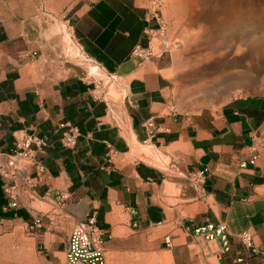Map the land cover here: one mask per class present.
Here are the masks:
<instances>
[{
    "label": "crops",
    "instance_id": "obj_1",
    "mask_svg": "<svg viewBox=\"0 0 264 264\" xmlns=\"http://www.w3.org/2000/svg\"><path fill=\"white\" fill-rule=\"evenodd\" d=\"M151 10V0H0V166L26 134L50 142L37 194L17 179L12 206L0 175V264H64L71 231L91 213L107 264L131 254L140 264L141 250L151 262L264 264V93L211 115L176 110L164 63L133 56L160 27ZM73 48L94 64L90 75H111L117 99L96 96L101 81L75 71ZM150 118L160 129L145 142ZM61 123L79 127L77 149L61 146ZM254 142L259 158L242 167ZM200 171L201 190L190 177ZM208 223L227 225L228 251L193 235Z\"/></svg>",
    "mask_w": 264,
    "mask_h": 264
},
{
    "label": "rangeland",
    "instance_id": "obj_2",
    "mask_svg": "<svg viewBox=\"0 0 264 264\" xmlns=\"http://www.w3.org/2000/svg\"><path fill=\"white\" fill-rule=\"evenodd\" d=\"M227 1L233 0H161L165 36L171 49L159 59L171 79L173 105L178 111L211 115L235 97L264 93V0H248L254 13L242 25L218 6ZM231 22L247 29L234 36L228 26ZM62 31L67 44L70 32L65 27ZM68 53L75 71L100 80L97 83L102 84L104 95L109 90L118 98L111 75L104 71L90 75L94 64L85 61L77 48ZM146 148L149 147L141 149L147 151ZM168 258L164 255L159 258L161 262H151L141 250L140 264H169ZM132 260H136L133 254L124 258L123 264Z\"/></svg>",
    "mask_w": 264,
    "mask_h": 264
},
{
    "label": "built area",
    "instance_id": "obj_3",
    "mask_svg": "<svg viewBox=\"0 0 264 264\" xmlns=\"http://www.w3.org/2000/svg\"><path fill=\"white\" fill-rule=\"evenodd\" d=\"M160 6L161 0L151 1V13L160 21L159 29L151 34L146 47L137 46L133 51V56L142 62L149 61L153 57H161L171 49V43L165 36V22L161 15ZM95 91L96 96H105L100 83L95 82ZM143 126L147 134L145 142L151 140L160 129L155 118L147 119ZM59 128L62 130L61 146L67 150L77 149L82 137L79 127L71 123H61ZM49 146L50 142L46 135L26 134L16 141L14 151L8 156L5 165L0 166V175L5 181L4 191L12 200V206H16L20 199L17 179L23 180L24 184L34 194H37V189L47 176L44 159ZM259 148V143L254 142L251 145V156L242 162V167L257 162ZM190 177L194 187L201 190L205 171L192 173ZM57 197L62 204L68 199L67 195L62 192L57 193ZM39 224L40 222L36 225ZM193 235L206 241L220 240L222 253L229 250L230 233L224 223H208L197 227L193 231ZM239 238L246 247L254 249L253 236L249 231L245 230L240 233ZM168 244L170 245L169 240ZM64 264H107L104 234L98 227L95 213H91L86 220L79 221L74 226L69 236Z\"/></svg>",
    "mask_w": 264,
    "mask_h": 264
},
{
    "label": "bare ground",
    "instance_id": "obj_4",
    "mask_svg": "<svg viewBox=\"0 0 264 264\" xmlns=\"http://www.w3.org/2000/svg\"><path fill=\"white\" fill-rule=\"evenodd\" d=\"M251 3L247 0H233L232 2H223L219 3L218 6L222 7L224 10V13L227 16H230L232 19L235 18L236 23L240 22L244 24V20L248 19V16L252 15L254 13V7L251 8ZM260 5V4H259ZM258 6V5H257ZM260 7V6H259ZM261 8V7H260ZM259 12V11H258ZM264 12V11H263ZM230 20V19H229ZM215 21V20H214ZM238 21V22H237ZM230 28V33L234 36H238L243 31L247 29V26L241 27L239 25H235L234 22H231L228 24ZM251 29H254V27H250ZM215 93V92H214ZM212 94V92H211ZM135 146V145H134ZM141 148V147H140ZM147 149V148H146ZM151 149V148H150ZM149 150V149H147ZM144 151V150H143ZM151 151V150H150ZM141 152V151H140ZM146 152V151H145ZM150 154V153H149Z\"/></svg>",
    "mask_w": 264,
    "mask_h": 264
}]
</instances>
